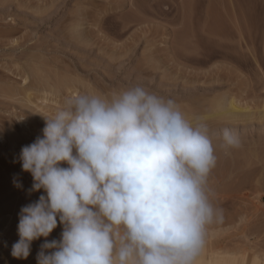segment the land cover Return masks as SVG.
Wrapping results in <instances>:
<instances>
[{
  "label": "rangeland",
  "instance_id": "obj_1",
  "mask_svg": "<svg viewBox=\"0 0 264 264\" xmlns=\"http://www.w3.org/2000/svg\"><path fill=\"white\" fill-rule=\"evenodd\" d=\"M227 45L234 57L240 52L237 59L225 57ZM135 85L174 99L190 121L209 123L217 157L209 187L223 221L208 232L231 251L264 252V0H0V264H37L45 239L32 242L27 259L11 256L20 209L43 194H28L32 177L18 160L42 135L43 116L75 94L111 95ZM227 95L254 116L228 121L239 145L226 150L227 120L209 115ZM61 231L58 223L47 239L59 240Z\"/></svg>",
  "mask_w": 264,
  "mask_h": 264
},
{
  "label": "clouds",
  "instance_id": "obj_2",
  "mask_svg": "<svg viewBox=\"0 0 264 264\" xmlns=\"http://www.w3.org/2000/svg\"><path fill=\"white\" fill-rule=\"evenodd\" d=\"M43 117L42 135L18 157L28 194H43L20 209L13 258L27 259L43 237L37 264H198L209 227L223 221L203 117L190 121L143 85L75 94ZM238 145L224 128L221 147ZM58 223L59 240H48Z\"/></svg>",
  "mask_w": 264,
  "mask_h": 264
},
{
  "label": "bare ground",
  "instance_id": "obj_3",
  "mask_svg": "<svg viewBox=\"0 0 264 264\" xmlns=\"http://www.w3.org/2000/svg\"><path fill=\"white\" fill-rule=\"evenodd\" d=\"M80 26V25H79ZM229 32V31H228ZM227 32V33H228ZM226 34V33H225ZM230 33H228L227 35H229ZM226 35V36H227ZM233 35V34H232ZM230 36H231V34H230ZM229 36V39L231 38ZM234 36V35H233ZM240 36V35H239ZM234 38V37H233ZM232 38V39H233ZM242 38V37H241ZM237 39H239V38H237ZM236 38H235V40H237ZM226 40H228V38L226 39ZM231 40V39H230ZM239 41H241V39H239L237 42H239ZM236 42V43H237ZM227 43H229V42H227ZM234 44V43H233ZM237 45H239V43H237ZM241 45V44H240ZM226 47V46H225ZM241 47V46H240ZM231 46L230 45H227V51H226V53H225V57L226 58H228L229 60L230 59H233V58H235L234 56H233V52L232 51H235V49H232V51H231ZM224 49H226V48H224ZM233 54H232V53ZM238 53H240V52H237L236 54H237V57H238ZM237 57H236V59H237ZM225 58V59H226ZM241 58V57H240ZM227 60V59H226ZM229 60H228V62H229ZM234 60V59H233ZM237 61V60H236ZM226 62V61H225ZM238 62V61H237ZM234 63V62H233ZM229 64V63H228ZM236 64V63H235ZM240 64V63H239ZM230 65H231V63H230ZM233 66V65H232ZM235 66V65H234ZM239 66V65H238ZM237 66V67H238ZM38 72V71H37ZM40 73V72H39ZM38 75V74H37ZM26 79H27V77H25ZM38 78H39V75H38ZM25 79V80H26ZM6 86V85H5ZM10 86H12V85H10ZM44 86V85H43ZM186 86V85H185ZM217 86V85H216ZM220 86V85H219ZM187 87V86H186ZM192 87V86H191ZM202 87V86H201ZM207 87V86H206ZM9 88V87H8ZM13 88V87H12ZM47 88V87H46ZM188 88V87H187ZM196 88V87H195ZM203 88H204V86H203ZM208 88V87H207ZM1 89V88H0ZM6 89V88H5ZM4 89V90H5ZM10 89V91H11V88H9ZM9 89L6 91V93L7 92H10L9 91ZM14 89V88H13ZM24 89V88H23ZM29 89V88H28ZM73 89V88H72ZM193 89V88H192ZM206 89V88H205ZM3 89H1V91H2ZM26 89H24V91H25ZM51 90V89H50ZM201 90V89H200ZM76 91V90H75ZM3 92H5V91H3ZM12 92V91H11ZM27 92V91H26ZM30 91H28L27 93H29ZM52 92V91H51ZM189 92V91H188ZM15 93H17V91L15 92ZM47 93H48V91H47ZM198 93V92H197ZM204 93V92H203ZM207 93V92H206ZM205 93V94H206ZM11 94V93H10ZM13 94V93H12ZM49 94V93H48ZM9 95V94H8ZM8 95H5V96H8ZM14 95V94H13ZM12 95V96H13ZM50 95V94H49ZM231 95V94H230ZM4 96V97H5ZM9 96H11V95H9ZM45 96H46V93H45ZM223 96H225V95H223ZM232 96V95H231ZM221 97V96H220ZM227 97H229V98H227L226 99V97H223V98H221V100H220V98H219V100L215 103L214 102V99H216V98H212L211 100H213L212 101V105H213V102L215 103V105H214V107H215V110H214V107L212 106V105H210V103H209V101H208V105L209 106H212L211 108L214 110L213 112H212V114L211 115H209L210 117H212L213 116V118L214 117H217V119H221V121L223 120V119H226L227 120V122H225L226 123V127L228 126L227 125V123H229L228 121H231L230 123H232L233 121H236V122H238L239 120H241V118H246V117H244V116H247V117H249V115L250 116H252V118H253V116H254V114L253 115H251L252 113H254L253 112V110H252V112H249V113H247L246 114V112H247V108H245L244 109V107L242 108V105L240 106V103H237V102H239L238 101V99H236L235 97H230V96H228L227 95ZM10 98V97H9ZM13 98V97H12ZM29 98H31V96L29 97L28 96V101H30L29 100ZM31 102V101H30ZM27 103V102H26ZM32 103V102H31ZM2 104V103H1ZM33 104V103H32ZM206 106V105H205ZM248 107V106H247ZM207 108V107H206ZM205 108V109H206ZM247 109V110H246ZM211 110V109H210ZM204 111V110H203ZM206 111V110H205ZM209 111V110H208ZM212 111V110H211ZM210 112V111H209ZM206 113V112H205ZM209 114V113H208ZM208 114H206L207 116H208ZM244 114H246V115H244ZM263 114H264V112H263ZM261 116V118H263V120H264V116H262V114H260ZM206 117V116H205ZM260 117H259V119H260ZM259 119H257V120H259ZM189 120H190V118H189ZM192 120V119H191ZM211 120V119H210ZM248 120V119H247ZM261 120V119H260ZM259 120V121H260ZM194 121V120H193ZM214 122L216 121L215 119L213 120ZM220 121V120H219ZM225 121V120H224ZM243 121V120H242ZM242 121H241V123H242ZM249 121H251V120H249ZM217 122H218V120H217ZM243 122H245V121H243ZM247 122V121H246ZM263 122V121H262ZM219 123V122H218ZM221 123V122H220ZM222 123H223V121H222ZM209 124V123H208ZM215 124V123H214ZM217 124V123H216ZM248 124V123H247ZM246 124V125H247ZM262 124H264V123H262ZM212 125V124H211ZM220 125V124H219ZM233 125V124H232ZM234 125H235V123H234ZM249 125V124H248ZM217 126H218V124H217ZM217 126L215 125V127L217 128ZM211 127V126H210ZM212 127H213V125H212ZM225 126H223V128H224ZM221 128V127H220ZM222 129V128H221ZM13 135V134H12ZM3 137V136H2ZM16 138V137H15ZM1 141V140H0ZM14 141V140H13ZM11 142H12V140H11ZM16 142H17V140H16ZM15 143V142H14ZM20 147V146H19ZM215 150V149H214ZM249 150V149H248ZM243 151V150H242ZM237 152H238V150H237ZM237 152H236V154H237ZM252 152V151H251ZM259 152V151H258ZM257 152V153H258ZM250 153V152H249ZM248 153V154H249ZM260 154V153H259ZM241 155V154H240ZM263 155V154H262ZM232 156H234V155H232ZM255 156H256V154H255ZM220 157V156H219ZM237 157H239V156H237ZM236 157V158H237ZM263 157H264V155H263ZM245 158V157H244ZM256 158V157H255ZM220 159H222L221 157H220ZM246 159V158H245ZM249 159V158H248ZM225 160H227V159H225ZM231 160V159H230ZM241 160V159H240ZM237 161H238V159H237ZM247 161V160H246ZM254 161V160H253ZM261 161V160H260ZM263 162V161H262ZM217 163V162H216ZM245 163V162H244ZM255 163V162H254ZM253 163V164H254ZM220 164V163H219ZM251 165H252V162L250 163ZM258 165V164H257ZM237 166V165H236ZM245 166H246V164H245ZM250 166V165H249ZM222 167V166H221ZM231 167V166H230ZM241 167V166H240ZM242 167H244V165L242 166ZM253 167V166H252ZM256 167V166H255ZM226 168H227V166H226ZM217 169V168H216ZM233 169H234V167H233ZM236 169V168H235ZM248 169V168H247ZM246 169V170H247ZM250 169H251V167H250ZM20 170V169H19ZM245 170V169H244ZM258 170V169H257ZM15 171V170H14ZM237 171H238V169H237ZM250 171V170H249ZM21 172V171H20ZM233 172V171H232ZM251 172V171H250ZM254 172V171H253ZM17 173V172H16ZM237 173V172H236ZM30 174V173H29ZM214 174V173H213ZM223 174V173H222ZM243 174V173H242ZM1 175V174H0ZM18 175V174H17ZM21 175H23V174H21ZM220 175V174H219ZM232 175V174H231ZM230 175V176H231ZM238 175H239V173H238ZM214 176V175H213ZM223 176V175H222ZM241 176V175H240ZM245 176V175H244ZM24 177V176H23ZM219 177V176H218ZM217 177V178H218ZM225 177V176H224ZM229 177V176H228ZM231 177H233V175L231 176ZM230 177V178H231ZM236 177V176H235ZM235 177H234V179H235ZM239 177V176H238ZM15 178V177H14ZM216 178V177H215ZM223 178V177H222ZM229 178V179H230ZM237 178V177H236ZM245 178V177H244ZM6 179V178H5ZM213 179V178H212ZM240 179V178H239ZM248 179V178H247ZM20 181V180H19ZM213 181V180H212ZM235 181V180H234ZM242 181V180H241ZM240 181V182H241ZM6 182H7V180H6ZM217 182V181H216ZM240 182H239V184H240ZM213 183V182H212ZM236 183V182H235ZM210 184V183H209ZM4 185H6L7 186V184H4ZM4 185H1V186H4ZM211 185H213V184H211ZM221 186V185H220ZM234 186V185H233ZM237 186V185H236ZM214 187V186H213ZM213 187H211V188H213ZM222 187V186H221ZM227 187H229V186H227ZM242 187V186H241ZM6 188V187H5ZM1 189V188H0ZM230 189V188H229ZM242 189V188H241ZM240 189V190H241ZM4 190V189H3ZM227 190H228V188H227ZM1 191V190H0ZM220 191V190H219ZM235 192V191H234ZM226 194H227V192H225ZM232 194V193H231ZM224 197V196H223ZM226 198V197H225ZM224 200V199H223ZM227 200V199H226ZM219 202H221V201H219ZM6 210V209H5ZM4 212V211H3ZM217 225V224H216ZM218 226V225H217ZM211 229V228H210ZM216 231V230H215ZM243 236V235H242ZM249 236V235H248ZM248 236H244V238L246 239V240H249V237ZM242 238V237H241ZM240 240V239H239ZM230 242V241H229ZM233 242V241H232ZM247 243H246V245L248 244V241H246ZM250 242V241H249ZM254 243V242H253ZM234 244H236V243H234ZM258 244V243H257ZM230 245V244H229ZM240 245V247H241V244H239ZM228 246V245H227ZM227 246H225L224 245V243H220V241L218 242V240H217V235H216V233H214L213 231H210V232H208V234H207V237H206V241H205V246H204V248H203V251H202V253H201V255H200V257L198 258V264H264V252L262 251L261 253H260V250H258V248L256 247V248H252L253 249V251H256L255 249H257V251H259V252H256V253H254V255H252V257H250L249 255H247V253H242V250L244 249L243 247V249L241 248L240 250V252H239V247L237 248V249H234V250H238L237 252L236 251H234L233 249H232V251L230 250L231 248H227ZM263 247V246H262ZM246 248V247H245ZM261 248V247H260ZM247 249V248H246ZM264 249V248H263ZM252 251V252H253ZM244 252H246L245 250H244ZM257 253H260V254H263V255H260V254H257ZM260 256H263L262 258L260 257Z\"/></svg>",
  "mask_w": 264,
  "mask_h": 264
}]
</instances>
